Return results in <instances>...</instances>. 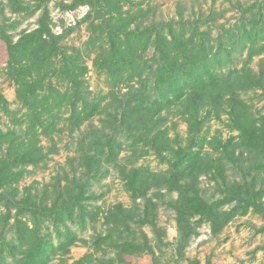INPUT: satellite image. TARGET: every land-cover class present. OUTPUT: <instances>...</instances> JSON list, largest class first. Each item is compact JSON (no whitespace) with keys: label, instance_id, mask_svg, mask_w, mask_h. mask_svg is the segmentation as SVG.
<instances>
[{"label":"rangeland","instance_id":"obj_1","mask_svg":"<svg viewBox=\"0 0 264 264\" xmlns=\"http://www.w3.org/2000/svg\"><path fill=\"white\" fill-rule=\"evenodd\" d=\"M94 3L93 9L82 0H0V129L14 131L16 142L26 141L30 119L17 98L15 66L7 61L2 37L15 43L42 25L48 43L40 54L52 53L40 62L42 73L32 74L41 80L40 94L68 87L57 72L68 63L79 69L81 90L99 109L77 128L68 120L69 107L44 110L43 119L56 117L57 125L37 137L40 160L14 168L20 177L0 187L3 264H22L23 226L36 227L53 247L66 232L76 236L66 252L55 248L44 264H72L84 256H91L86 264H264V218L252 210L219 228L193 217L195 232L180 251L175 220L179 192L165 184L178 151L198 152L195 163L178 168L181 185L192 184L208 201L223 197L227 187L252 185L264 205V155L248 152L232 128L231 114L236 104L250 119L264 115V54L249 57L251 46L264 43V0H125L112 12L101 10L98 0ZM117 29L142 31L146 42L145 50L135 45V63L127 65L143 72L124 84L104 68L107 35ZM158 34L178 48L168 45L169 62L197 51L206 59H197L195 73L249 67L258 86L225 94L216 104L208 100L197 113L182 101L157 111L155 75L163 67ZM178 78L179 84L188 79ZM20 149L9 151L2 144L0 158ZM130 184L138 190L135 198ZM107 233L133 242L136 252L117 262L114 248L101 241Z\"/></svg>","mask_w":264,"mask_h":264},{"label":"trees","instance_id":"obj_2","mask_svg":"<svg viewBox=\"0 0 264 264\" xmlns=\"http://www.w3.org/2000/svg\"><path fill=\"white\" fill-rule=\"evenodd\" d=\"M82 1L94 9V0ZM122 1L125 0H98L100 9L108 7L109 12L118 9L119 2ZM44 31L45 27L42 25L41 30L35 29L30 33L23 34L15 43L9 41L5 36L2 37L6 42L7 61L15 66L13 68L17 98L30 112V119H27L25 126L26 141L22 139L16 142L14 131H2L0 129V146L7 144L9 151H12L14 147L16 149L21 148L20 152H15L16 154H12L8 158H0V187L10 184L20 177L22 172L19 169L13 171L14 168L36 165L40 160L41 147L36 146L37 137L39 134H49L51 131L56 130L57 125L56 117L52 118L50 122L43 119V112L46 107H69L68 120L73 128L81 126L87 119L99 112L98 104L88 101L81 90L82 80L80 79L79 69L70 67L68 63H64L63 67L57 69L62 81L66 82L68 87L64 91H59L55 87H48L47 92L43 95L40 94V90L43 89L41 80L32 79V74L42 73V68L39 66L40 62L47 61L52 53L47 50L40 54L43 46H47L48 43L46 38L42 37ZM120 33L124 34L123 39H121ZM107 37L110 50L104 61L106 71L114 75V78L118 80L117 83L122 84L125 80L131 81L136 76H140L144 70L143 68L128 67L127 65L135 63L133 56L136 44L139 45L140 50H145L144 33L142 31L139 33L128 32L127 30L125 32V29L122 31L117 29L110 32ZM155 40L156 49L160 52L159 60L163 61V67H160L155 75L158 83L157 111H160V108L182 101V103L192 107L194 113H197L198 109L208 100L212 102L211 104H216L215 100L221 99L225 94L258 86L257 80L249 67L233 69L227 73H215L209 70L201 74L195 73L194 65L196 66L197 59H206L205 55L201 56L197 51H193L187 56L184 54L181 59L174 56V60L169 62L167 58L168 45H172L174 49L178 48L174 47L172 40L168 42L161 34H158ZM173 40L177 42L175 38ZM259 54H264V43L258 47L251 46L249 49V57ZM37 56L38 59L34 61V57ZM123 71H128L127 76L123 77ZM179 76H187L188 79L179 84ZM0 100L4 99L0 96ZM247 112L245 108H239L236 104L231 105L232 128L239 132L242 137V144L249 153L262 156L264 155V115L254 120L248 117ZM49 113L48 111L47 114ZM26 115L29 118V115ZM38 128H40L39 133ZM177 155L178 159L173 163V169L165 184L179 192L175 203V220L179 232L180 251L195 232V226L191 222L193 217L197 216L199 222H210L213 228H219L233 216L243 215L249 210L260 213L264 218V205L258 201V193L252 185L227 187L223 197L212 201L202 197L192 184L187 188L181 185L178 180L180 177L178 168L187 162V164L195 163L200 154L191 151H178ZM129 190L132 191V197H137L138 190H135L131 184ZM225 204H231V206L224 210L222 206ZM22 229L19 243V247L24 248L22 264H44L51 252L54 253L55 248L60 252H66L68 247L76 240L74 234L66 232L64 239H60L57 246L53 247L46 244L45 239L40 236V232L36 227L23 226ZM260 230L264 232V225ZM101 241L114 248L115 259L119 263H124V256L134 254L137 249L136 244L133 242L115 239L111 233L104 235ZM90 261L91 256H84L72 264H86ZM3 263V259L0 257V264ZM108 264H111V262ZM152 264L157 263L153 261Z\"/></svg>","mask_w":264,"mask_h":264}]
</instances>
